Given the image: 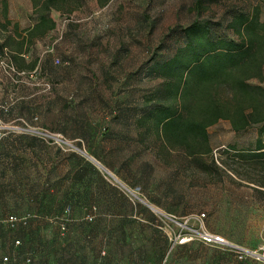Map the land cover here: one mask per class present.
Masks as SVG:
<instances>
[{"label":"rangeland","instance_id":"374dc122","mask_svg":"<svg viewBox=\"0 0 264 264\" xmlns=\"http://www.w3.org/2000/svg\"><path fill=\"white\" fill-rule=\"evenodd\" d=\"M45 1L0 0V264L4 258L25 264L27 256L32 264L97 263L110 241L99 237L107 219L88 224L87 210L74 205L62 235L56 216L31 200L36 184L47 188L57 172H68L67 161L86 165L77 177L103 179L110 187L105 172L122 175L144 202L177 212L184 227L199 229L196 217L205 215L207 232L264 255V165L238 155L254 150L257 131L237 136L220 122L208 130L212 153L191 157L168 147L150 122L137 124L143 101L155 98L159 87L148 75L152 58L173 54L196 20L220 23L222 34L236 11L258 9L264 21V0H56L61 10L49 14L55 30L30 37ZM36 131L60 135L71 146ZM121 131L130 136L119 137ZM12 213L38 217L14 233L2 224ZM190 244L182 250L185 264H263Z\"/></svg>","mask_w":264,"mask_h":264},{"label":"trees","instance_id":"16d2710c","mask_svg":"<svg viewBox=\"0 0 264 264\" xmlns=\"http://www.w3.org/2000/svg\"><path fill=\"white\" fill-rule=\"evenodd\" d=\"M43 6L41 12H36L38 23L28 31L30 37L35 33L47 35L56 28V22L49 17L52 11L61 10L56 0H46ZM4 8L8 17L7 3ZM219 30L220 23L196 20L183 30V43L173 54L149 61L148 75L159 87L155 98L143 101L144 113L137 124L150 122L168 147L191 157L212 153L208 130L220 122H228L237 136L256 130L254 150L238 155L264 165V21L258 9L236 11L225 26L226 33ZM150 102L154 107L149 106ZM68 207L71 212L66 215ZM73 209V203H68L60 215L53 217L58 219L55 225L62 235L68 232ZM10 215L19 217L12 213L6 218ZM28 215L32 220L38 217ZM61 223L65 233L60 231ZM20 228L26 229H7L15 233ZM27 259L32 264L30 256L25 264Z\"/></svg>","mask_w":264,"mask_h":264},{"label":"crops","instance_id":"0c3cea01","mask_svg":"<svg viewBox=\"0 0 264 264\" xmlns=\"http://www.w3.org/2000/svg\"><path fill=\"white\" fill-rule=\"evenodd\" d=\"M121 132L125 133H119L118 136L121 138L130 136L126 131ZM85 166L72 165L67 161L68 172L61 174L56 170L53 180L44 185L45 187L47 185V188H43L41 183L36 184L31 200L36 201L38 208H42L44 213L47 212L51 217L60 215L68 203L75 206L78 204L87 210L85 217L96 208L98 216L108 220L99 229V237L102 240L105 238L110 240L102 244L96 264H185L182 250L193 245L174 244L162 229V218L166 219L165 216L178 218L177 212L168 210L159 201L149 199L144 202L135 193L134 197L129 193L133 191L129 182L121 174H119L121 179L115 178L127 189L126 191L111 183L110 187L103 179L77 177L79 170ZM73 168L76 169L75 178L70 174ZM16 182L19 183L21 180L18 178ZM78 198L80 203H77ZM61 202L63 204H60ZM160 217L161 222L158 220ZM192 264L218 262L198 259Z\"/></svg>","mask_w":264,"mask_h":264},{"label":"built area","instance_id":"2783aa9c","mask_svg":"<svg viewBox=\"0 0 264 264\" xmlns=\"http://www.w3.org/2000/svg\"><path fill=\"white\" fill-rule=\"evenodd\" d=\"M37 134H40L48 139H52L53 141H55L58 145L60 146H71L69 143H67L66 141H64L63 137H61L60 135H50L47 132H38L36 131ZM105 175H107L108 177H110V179H114V181L111 179V182L113 185L118 186L119 188H121L122 190H127L120 182H118V180L109 172H105ZM107 178V177H106ZM110 182V181H109ZM130 194H132L134 197H136V195L132 192H129ZM71 212V208L68 207L65 211L66 215H69ZM32 217H30L29 215L26 217H17V216H13L10 215L9 217H7L4 221H2V224H4L8 229L10 230H17L20 226H24L26 227L29 223V220ZM96 218V208H93L92 214L88 215L85 217V221L88 223H92ZM165 218L167 220L170 221V223H172L176 228L172 229V227H170V224H166L163 222V226L162 229L166 232L167 236L170 238V240L174 243V244H178V245H185L187 243L190 242H199L202 243L205 246H209V247H213L215 249H220V250H227L233 254H235L237 256V258L241 261H245L247 259H252V260H256L258 262H261L264 264V255H259L256 251H252L249 249H246L244 247H240L237 246L235 244H232L230 242H228L224 237L220 236V235H215V234H211L209 232H207V230L204 228L203 224H202V218H205V215H201L200 217H196L198 223H201V226L199 229H193V228H187L184 227L178 218L176 217H168L165 216ZM170 225V226H169ZM60 227V231L62 233H65L66 228L64 223L59 224ZM185 229L188 230L187 233H185ZM17 245H20V242L17 241L16 242ZM8 262V259L5 258L4 259V264H6ZM27 264L31 263L30 259H27Z\"/></svg>","mask_w":264,"mask_h":264}]
</instances>
